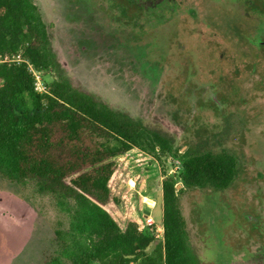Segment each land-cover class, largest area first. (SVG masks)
Wrapping results in <instances>:
<instances>
[{
  "label": "rangeland",
  "instance_id": "obj_1",
  "mask_svg": "<svg viewBox=\"0 0 264 264\" xmlns=\"http://www.w3.org/2000/svg\"><path fill=\"white\" fill-rule=\"evenodd\" d=\"M34 2L54 56L48 71H34L38 90L67 78L179 152L126 158L106 206L118 225L156 227L161 240L162 184L174 176L200 264H264V15L248 0H178L156 26H123L104 0ZM207 152L235 160L230 188L181 182L182 157ZM66 223L51 197L0 176V264H44Z\"/></svg>",
  "mask_w": 264,
  "mask_h": 264
},
{
  "label": "trees",
  "instance_id": "obj_2",
  "mask_svg": "<svg viewBox=\"0 0 264 264\" xmlns=\"http://www.w3.org/2000/svg\"><path fill=\"white\" fill-rule=\"evenodd\" d=\"M248 2L264 15V0ZM53 57L34 0H0V176L32 185L67 217L55 231L57 244L44 264H200L189 250L179 207L182 188L174 176L162 184L161 240L156 227L145 233L130 222L122 229L106 210L126 158L139 151L172 152L171 141L67 78L56 77L40 92L34 71H48ZM209 102L222 116L218 103ZM185 155V186L221 191L232 186L237 175L232 157Z\"/></svg>",
  "mask_w": 264,
  "mask_h": 264
},
{
  "label": "flooded vegetation",
  "instance_id": "obj_3",
  "mask_svg": "<svg viewBox=\"0 0 264 264\" xmlns=\"http://www.w3.org/2000/svg\"><path fill=\"white\" fill-rule=\"evenodd\" d=\"M107 2L109 14L121 17L123 26L140 25L156 26L168 17L167 13L173 11L178 0H104ZM252 9V8H251ZM256 11V10H255Z\"/></svg>",
  "mask_w": 264,
  "mask_h": 264
},
{
  "label": "built area",
  "instance_id": "obj_4",
  "mask_svg": "<svg viewBox=\"0 0 264 264\" xmlns=\"http://www.w3.org/2000/svg\"><path fill=\"white\" fill-rule=\"evenodd\" d=\"M148 221H149V222H148L149 225H153V221H152V220H148ZM158 237H161V236L158 235Z\"/></svg>",
  "mask_w": 264,
  "mask_h": 264
},
{
  "label": "water",
  "instance_id": "obj_5",
  "mask_svg": "<svg viewBox=\"0 0 264 264\" xmlns=\"http://www.w3.org/2000/svg\"><path fill=\"white\" fill-rule=\"evenodd\" d=\"M146 213H149L148 211H146Z\"/></svg>",
  "mask_w": 264,
  "mask_h": 264
}]
</instances>
